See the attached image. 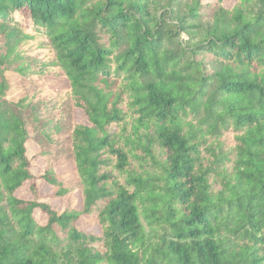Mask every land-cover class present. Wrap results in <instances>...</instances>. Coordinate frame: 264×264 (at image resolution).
Here are the masks:
<instances>
[{"label":"trees","instance_id":"1","mask_svg":"<svg viewBox=\"0 0 264 264\" xmlns=\"http://www.w3.org/2000/svg\"><path fill=\"white\" fill-rule=\"evenodd\" d=\"M0 264H264V0H0Z\"/></svg>","mask_w":264,"mask_h":264},{"label":"rangeland","instance_id":"2","mask_svg":"<svg viewBox=\"0 0 264 264\" xmlns=\"http://www.w3.org/2000/svg\"><path fill=\"white\" fill-rule=\"evenodd\" d=\"M44 79L46 84L48 85V87H50L52 90L54 91H58L60 88H62L63 86H65V82L63 80H60L56 77H52V76H47L46 73L44 74ZM19 88H16L14 93H13V98H15V95H18L20 92L18 91ZM38 148L36 144H31L28 147V151H27V155L29 158H32L33 155L37 152ZM41 164L39 162H33L32 163V171L34 174H38L39 171L41 170ZM58 175L60 174L63 177H71V173H72V169H71V165L68 162L65 161H59L56 164L55 167ZM28 184V183H27ZM44 185L41 181H38V186H42ZM39 189V188H38ZM40 191V189H39ZM28 193V187L25 185L23 186L19 191H18V195L20 197H24L26 194ZM74 204L78 205L79 204V200L77 199ZM80 225L81 227L85 228V229H93L94 225L89 223V220H81L80 221Z\"/></svg>","mask_w":264,"mask_h":264}]
</instances>
